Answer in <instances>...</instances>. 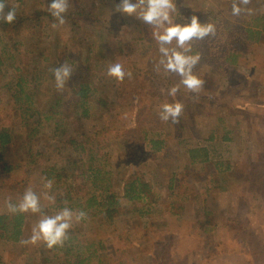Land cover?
I'll return each instance as SVG.
<instances>
[{
	"label": "rangeland",
	"instance_id": "obj_1",
	"mask_svg": "<svg viewBox=\"0 0 264 264\" xmlns=\"http://www.w3.org/2000/svg\"><path fill=\"white\" fill-rule=\"evenodd\" d=\"M20 1L9 0L5 11L21 7ZM24 1L31 11H47L51 3ZM85 2L92 15L79 20L83 29L78 34L71 28L45 29V19L25 25L18 38L20 52L33 53L23 56L26 63L49 56L52 62L60 59L74 69L78 64L71 62L78 55L92 58L85 66L88 72L83 69L86 79L71 77L59 91L68 105L58 119L68 126L76 123L79 130L67 133L63 126L52 141L50 129H43L46 136L38 148L57 143L54 147L68 154L71 147L63 144L69 136L88 137L87 155L93 151L99 169L111 172L107 177L113 192L121 193L120 186L135 177L149 183L151 191L143 203L152 206V213L143 219L133 217L137 210L122 201V216L113 224L102 219L99 225L89 215L94 209H89L87 219L73 221L70 229L83 245V258L98 250L102 264H264V36L259 43H249L240 33L253 18L264 14V0H250L247 5L240 0H174V22L186 23L185 18L196 15L201 23L216 26L215 36L191 42V52L200 56L193 73L204 81L201 91L192 93L180 85L174 96L169 89L180 77L159 65L161 54L152 26L114 12L119 0H69L68 11ZM234 3L242 9L239 15H233ZM119 43L130 63L118 57L112 44ZM210 43L217 45L208 50ZM233 49L244 56L237 66H226L222 59ZM115 60L132 73L131 78L117 81L106 75L107 63ZM80 81L94 90L88 118L72 102L71 88ZM177 101L184 105L179 122L161 121V105ZM148 140L162 141L161 151L154 154ZM199 147L208 149L213 163L191 161L189 150ZM29 173L25 166L0 182L15 183L22 193L26 188L20 181L30 180L33 174ZM74 175L70 173V178ZM11 196L7 189H0V213ZM41 215L29 214L24 239L30 237ZM45 253L43 243L0 242V264H43ZM65 261L63 257L53 264ZM90 264H99L98 259Z\"/></svg>",
	"mask_w": 264,
	"mask_h": 264
},
{
	"label": "trees",
	"instance_id": "obj_2",
	"mask_svg": "<svg viewBox=\"0 0 264 264\" xmlns=\"http://www.w3.org/2000/svg\"><path fill=\"white\" fill-rule=\"evenodd\" d=\"M20 2L21 7L13 6L16 9V20L13 23L7 24L0 21V179L1 177L6 179L13 171H20L23 167H28L31 171L28 175L33 174L32 178L30 180L25 179V183L21 181L20 183L26 189L31 188L41 196V214L43 215H49V212L52 215L54 210L57 211L64 207L73 210L82 209L87 214L89 209H94L91 212L92 214L89 213V215L94 219L95 224L100 225L102 219H107L113 224L122 216V201H126L132 204L134 210H137L131 216L141 219L150 216L152 206L143 203L151 191L149 183L135 177L132 181H127L120 186L121 193L113 192L112 183L107 177L110 176L111 172L99 169L93 151L92 155H87L90 151L87 149L88 143H90L88 137L84 136V139L81 140L79 137L69 136V140L63 144L64 148L71 147L68 154L62 153L60 148L54 147L57 146V143L51 144L53 146L50 147H54L53 149L38 148L41 138L46 136L44 130L50 129L48 135L52 141H56L57 137L63 132L61 127H66L67 133L78 131L79 127L77 126V130L75 128L76 123L73 125L71 123L68 126L58 119V115L62 113L64 107H67L68 104H65L63 96L56 89L50 69L59 67L64 61L57 59L52 62L49 56H42L26 63L23 56L33 53H31V50L20 52L22 41L18 38L21 36L25 25L35 20L43 22L47 19V23L45 22L46 25L43 27L53 29L50 26L54 19L48 11L37 9L31 11L28 8L29 3L24 0ZM8 3L9 0H6V4ZM87 3H82L81 7L72 8L68 11L66 13V23L59 28H71L74 34H78L83 29L79 20L89 18L92 15V11L88 12L90 4ZM92 6L93 3H91ZM240 30L242 39L249 43H259L264 36V14L253 18L247 27ZM215 45L217 44H208V50ZM112 46L116 47L118 57H122L130 63L129 56L122 49L123 44H112ZM92 52L93 50L90 51L91 54ZM202 53L206 54V52H200V54ZM242 53L235 52L233 49L229 56L222 59L223 63L226 66H237L240 62L239 57L244 56ZM189 54L195 55L198 53L194 51ZM91 59L90 56L84 58L78 55L71 62L72 65L78 64L75 65L71 77L77 75V80L78 78L85 80L86 75H83V72L84 70L85 73L88 72L85 66L90 65L89 60ZM5 93L8 97L5 96ZM93 94L94 90L90 84H85L82 81L71 88L72 102L82 110L80 115L84 118L89 117L88 104H90V100L94 99ZM43 101L46 102V106L42 107L40 104ZM97 102L103 106L105 104L101 100ZM12 111L13 113L10 114ZM80 128L82 129L83 126L81 125ZM224 140L231 141L227 136H224ZM20 141L23 142V145L18 143ZM144 141H147V139H144ZM148 142L150 150L154 154L161 151L162 141L148 140ZM41 149H43V152ZM18 152L24 154L20 155ZM149 155L152 156V154ZM189 156L193 163L200 162L204 165L213 163L207 148L190 149ZM262 159L263 165L261 166H264V148ZM73 172H75V175L70 178V173ZM34 176L35 178H33ZM43 178L53 181V187L48 194L55 196L54 204L43 197V193L46 191L43 187ZM70 179H73V181H70ZM29 181L35 185H31ZM172 183L173 179L171 185ZM15 186V183L2 184L0 182V189H7L11 192L10 200L13 203H16L24 193V191L20 193ZM172 188L173 186L170 187V190ZM29 214H12L7 209L0 213V242L5 244L20 243L26 235ZM82 248V243L78 242L74 232L69 230V239L62 247L46 248L43 264L56 263L63 257L66 259L64 264H90L96 258L98 263L102 264V258L98 257V250H93L88 257L83 258ZM50 254H52V257H49Z\"/></svg>",
	"mask_w": 264,
	"mask_h": 264
},
{
	"label": "clouds",
	"instance_id": "obj_3",
	"mask_svg": "<svg viewBox=\"0 0 264 264\" xmlns=\"http://www.w3.org/2000/svg\"><path fill=\"white\" fill-rule=\"evenodd\" d=\"M240 2L247 5L250 0H240ZM6 5V0H0V21L11 24L16 20V9L11 7L5 12ZM68 9L69 0H51L47 11L54 19L51 25L53 29L66 23ZM113 11L129 17L134 16L144 24L152 26V36L161 54L159 65L166 72L175 73L180 77L179 83L169 89V95L174 96L180 90V85L192 93L201 91L204 81L193 73V68L198 64L200 56L189 54L192 51L191 42L215 36L214 23H201L196 15L185 18L188 21L186 23L174 22L171 15L176 11L174 0H119ZM232 11L233 15H239L242 9L234 3ZM173 41H175V46H171ZM50 71L58 91L65 88L73 74V69L66 63ZM106 75L117 81H123L126 76L131 78L132 73L126 71L124 64L119 60H115L107 63ZM183 109L184 105L178 101L164 103L158 115L161 121L171 120L173 123H178ZM43 187L46 190L43 193L44 199L54 204L55 196L48 194L53 187V181L43 178ZM5 207L12 214H41V196L31 188H27L16 203L9 199L5 202ZM85 219H87L86 211L73 210L69 207L60 209L54 215L42 214L33 225L30 237L21 240L20 243L25 246L43 243L47 249L62 247L69 239V230L73 226V221L80 222Z\"/></svg>",
	"mask_w": 264,
	"mask_h": 264
}]
</instances>
